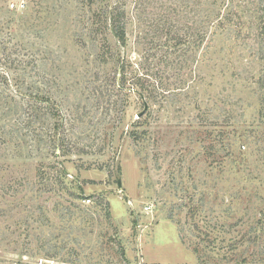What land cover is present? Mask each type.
Here are the masks:
<instances>
[{
	"label": "rangeland",
	"instance_id": "374dc122",
	"mask_svg": "<svg viewBox=\"0 0 264 264\" xmlns=\"http://www.w3.org/2000/svg\"><path fill=\"white\" fill-rule=\"evenodd\" d=\"M118 7L127 47L109 32ZM258 12L260 0H0V264H264ZM203 16L225 27L197 49ZM144 66L179 96L144 107L129 92Z\"/></svg>",
	"mask_w": 264,
	"mask_h": 264
},
{
	"label": "trees",
	"instance_id": "16d2710c",
	"mask_svg": "<svg viewBox=\"0 0 264 264\" xmlns=\"http://www.w3.org/2000/svg\"><path fill=\"white\" fill-rule=\"evenodd\" d=\"M260 4H264V0H260ZM105 14L108 18L109 32H110L111 38L114 41H116L119 45H121L123 47H127V45H128V33H127L128 16H127V12L125 10H122V8L118 7V8L112 9L111 11H107V13L105 12ZM209 18H211V17L209 16ZM256 19H257V22H259V29L261 30L259 36L262 37V39L264 40V13L260 14L258 12V18H256ZM202 21H204L203 24L205 25V27L203 29H205V30L203 31L204 33L202 34V36L200 35L199 38L194 41L195 45H193V48L198 49L201 47L202 44H204V45H206V47H208V45L214 41V38L217 36L218 31L222 30L225 27L224 23L221 22V20H219V18L217 20H214V21L211 18V20L209 21L207 16H203ZM207 23H208V25H207ZM193 35L195 36V33ZM14 63H16L19 67H21L18 69H22V70L25 69L26 70L25 67L30 66L31 62L30 61L27 62L24 59L19 60V58H18L14 61ZM31 65L35 69L38 67L34 62ZM125 68H127V66L123 64L122 65V71H123L122 74H123V80L125 81V82H123L124 85L128 84V82H129V80H127V78L125 76V73H126V70H124ZM144 79H148V80H144ZM150 80H152V81H150ZM138 83L142 87L141 89L144 88L143 91L140 90L139 88H136V89H129V92L133 93V94H135V93L138 94L144 107H147V104L149 101H153L156 104H163V103L167 104V103H169L168 101H171L172 98L179 96L178 94H176L175 91L168 90L166 87L163 88L162 83L159 84L157 82V80H154V75L151 74L150 70L147 69L146 66H144V73L141 74V76L139 77V79H137V82L135 83L136 87H137ZM40 110L41 109L39 108L38 112H40ZM142 120H143V118H141L140 120H138L134 124L138 127V126H140V123ZM61 145H63L62 141L60 142V144H57V142H55V146L58 150L60 149ZM65 172L66 171H64V169H61L62 174L63 173L65 174ZM197 251L198 250L195 249L196 253H197Z\"/></svg>",
	"mask_w": 264,
	"mask_h": 264
},
{
	"label": "water",
	"instance_id": "95a60500",
	"mask_svg": "<svg viewBox=\"0 0 264 264\" xmlns=\"http://www.w3.org/2000/svg\"><path fill=\"white\" fill-rule=\"evenodd\" d=\"M145 112H146V111H145ZM145 112H143L142 114H140L139 117H142V116L144 115ZM118 186H119V188H122L121 180H118Z\"/></svg>",
	"mask_w": 264,
	"mask_h": 264
}]
</instances>
